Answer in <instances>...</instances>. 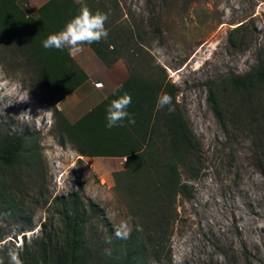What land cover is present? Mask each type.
I'll use <instances>...</instances> for the list:
<instances>
[{"label": "rangeland", "instance_id": "1", "mask_svg": "<svg viewBox=\"0 0 264 264\" xmlns=\"http://www.w3.org/2000/svg\"><path fill=\"white\" fill-rule=\"evenodd\" d=\"M46 1L16 5L35 19ZM94 1L98 9L114 5L118 21L141 38L137 56L164 70L198 144L191 172L178 169L190 197L174 198L166 255L145 264H264V89L247 101L226 90L219 116L206 99L220 78L242 76L255 66L264 44V0ZM14 50L0 32V140L22 137L14 159L0 162V260L9 264V250L20 254L41 231L60 237L61 199L79 188L91 217L86 239L91 246L105 243L112 252L116 230L129 234L132 223L141 221L130 216L132 204L120 188L124 157L91 159L67 142L60 146L52 113L37 117L38 110L49 111L51 98L33 86L25 57ZM135 57L127 52L119 59L127 73L149 65ZM29 109L33 118L20 115ZM89 204L102 210L103 218Z\"/></svg>", "mask_w": 264, "mask_h": 264}, {"label": "trees", "instance_id": "2", "mask_svg": "<svg viewBox=\"0 0 264 264\" xmlns=\"http://www.w3.org/2000/svg\"><path fill=\"white\" fill-rule=\"evenodd\" d=\"M16 1L0 0V32L10 41L11 48L25 57L27 68L33 74V86L51 98L47 108L59 123L58 144L63 146L67 142L84 157H127L123 163L124 184L120 188L132 204L130 216L141 219L132 223L127 238L114 239L112 252L107 251L105 243L100 247L91 246V239L87 240L84 234L91 217L85 215L79 188L61 199L64 214L59 232L63 230V234L50 236L41 231L37 240L23 246L19 254L22 264H145L149 259L160 260L166 255L165 242L172 222L174 198L190 197L188 186L179 180L178 169L190 173L192 162L196 163L198 159L197 140L183 108L175 101L176 88L166 80L161 67L151 65L150 59L142 60L141 55L137 56L142 40L129 26L118 21L114 5H100L98 9L99 2L94 0H48L37 8L36 18L31 19L21 12ZM84 5L108 16L105 23L107 38L83 45L104 66L110 67L127 52L136 55L138 64L149 65L139 72H128L127 78L106 100L69 124L57 111L56 103L82 84L86 77L68 66L70 58L65 49H45L42 42L64 28ZM258 52L256 64L250 71L242 76H223L208 88L206 99L214 115L219 116L220 98L226 90L247 101L256 89H264V44ZM124 93L132 98L127 111L135 124L124 120L122 126L109 129L106 127V108ZM164 93L173 99L172 112L158 106V97ZM21 142L20 136L1 139L0 162L13 160ZM88 209L97 210L95 215L103 218L102 210L91 204ZM1 235L0 232V238Z\"/></svg>", "mask_w": 264, "mask_h": 264}, {"label": "clouds", "instance_id": "3", "mask_svg": "<svg viewBox=\"0 0 264 264\" xmlns=\"http://www.w3.org/2000/svg\"><path fill=\"white\" fill-rule=\"evenodd\" d=\"M108 19L107 14L96 11L93 12L91 9L84 5L80 8L79 13L74 16L70 21H68L63 30L55 34H50L46 40L42 42L45 49H57L64 50L68 49L70 56H75L82 51L83 45L98 43L102 39H106L108 36V31L105 28V23ZM101 85H98L100 87ZM28 100L27 98L22 101ZM132 98L130 94L124 93L118 98L114 99L110 105L106 108V127L111 129L113 127L122 126L124 120H128L129 124H135V119L127 111L128 106L131 104ZM158 106L160 108L167 107L169 112L174 111L173 99L171 95L164 93L158 97ZM30 109L22 112L20 115L33 118L30 115ZM41 117L43 115L51 116L50 111L38 110ZM36 117V118H37ZM127 157L125 158L126 161ZM115 235L118 238H127L128 232H122L117 229ZM10 258L9 264H22L19 258V253L15 249H10L8 252ZM0 264L3 261L0 260ZM179 264V260H177Z\"/></svg>", "mask_w": 264, "mask_h": 264}, {"label": "crops", "instance_id": "4", "mask_svg": "<svg viewBox=\"0 0 264 264\" xmlns=\"http://www.w3.org/2000/svg\"><path fill=\"white\" fill-rule=\"evenodd\" d=\"M62 28L61 30H63ZM60 30V31H61ZM66 52L69 54L67 48ZM72 65L68 66L73 70L82 72L86 80L75 88L72 92L60 99L56 108L66 117L67 120H78L85 115L91 108L99 102L106 100L113 90L120 85L128 76L125 66L121 61H116L110 67L104 66L86 46L75 56H70ZM94 84H100V87L94 88ZM91 159L105 157H89ZM116 160L122 158H106ZM125 161V158L123 159Z\"/></svg>", "mask_w": 264, "mask_h": 264}, {"label": "built area", "instance_id": "5", "mask_svg": "<svg viewBox=\"0 0 264 264\" xmlns=\"http://www.w3.org/2000/svg\"><path fill=\"white\" fill-rule=\"evenodd\" d=\"M98 85H100V84H94V88H97V87H98Z\"/></svg>", "mask_w": 264, "mask_h": 264}]
</instances>
